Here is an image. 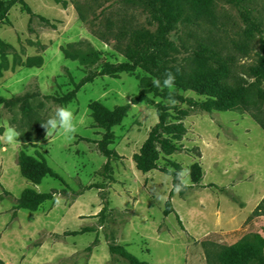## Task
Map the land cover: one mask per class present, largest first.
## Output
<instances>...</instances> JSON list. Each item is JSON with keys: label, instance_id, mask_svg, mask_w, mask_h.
<instances>
[{"label": "rangeland", "instance_id": "rangeland-1", "mask_svg": "<svg viewBox=\"0 0 264 264\" xmlns=\"http://www.w3.org/2000/svg\"><path fill=\"white\" fill-rule=\"evenodd\" d=\"M61 2L65 8L54 0H24L30 14L14 6L0 24V97L6 100L0 107L3 264H128L111 256L110 246L146 264H222L225 249L256 235L264 240V102L256 99L264 81L249 76L264 57V0L239 6L215 0L213 20L178 25L169 35L176 50L171 66L190 75L195 54L207 47L228 63L225 85L241 81L252 102L246 110L206 114L150 95L167 108L172 124L183 127L181 135L162 138L179 151L168 155L156 146L159 170L174 177L161 171L143 175L133 163L158 124L153 106H133L112 130L110 160L99 150L105 133L90 117L91 104L113 111L141 91L147 77L141 70L116 78L96 75L105 64L127 63L133 34L155 32L142 0ZM251 25L259 33L250 38ZM79 56H94L95 64L71 60ZM87 78L93 81L70 104H60ZM21 153L42 155L66 185L49 178L40 186L25 181L18 168ZM194 167L202 173L198 186ZM27 189L54 199L36 213L17 210ZM168 201L173 212L166 216Z\"/></svg>", "mask_w": 264, "mask_h": 264}, {"label": "trees", "instance_id": "trees-1", "mask_svg": "<svg viewBox=\"0 0 264 264\" xmlns=\"http://www.w3.org/2000/svg\"><path fill=\"white\" fill-rule=\"evenodd\" d=\"M245 1L247 0H231L237 6ZM142 2L151 23L156 26L155 32L153 34L149 32L133 34L130 37L131 45L127 47L125 52L127 63L118 66L105 64L101 72L96 75L100 78H116L123 74H133L137 70H141L147 76L140 82L141 91L137 97L132 99L131 104L116 108L113 111L98 103L91 104L89 107L90 117L96 128L105 133L99 144V150L107 160H110L115 156L113 152L108 150V147L113 143L112 130L123 123L133 106L142 103L153 106L156 109L158 124L139 153L134 155L133 163L136 170L143 175L153 171H161L174 177L172 172H167L164 169L159 170L157 166L159 156L156 146H159L162 152L168 155L179 151V148L170 141L162 140V138L164 135H181L183 127L181 124H172L170 122L172 116L167 108L162 103H155L149 99L150 95L155 99H161L162 102L186 103L191 109L206 114L246 110L251 107L252 102L241 81H237L232 86L225 85L226 81L231 78L228 63L220 57L219 53L207 47H200L195 54L190 75L182 74L179 68L171 66V56L176 50L168 38L169 35L178 25L213 20L215 0H142ZM54 3L57 6L62 5L63 8L66 6L65 2H61V0H54ZM14 6H20L24 12L30 14L24 0H0V24L6 20L10 9ZM253 32L259 33L258 28L251 25V31L248 33L250 38ZM0 46L4 50L5 45L0 43ZM93 57L79 56L71 58V60L73 62L78 61L81 66H86L95 64L94 61H91ZM249 76L264 81V57L259 60L256 67L249 70ZM92 81L93 78H87L74 85V90L63 97L60 104L65 106L70 104L79 91ZM180 92H193L200 98L198 101L185 99L179 95ZM256 99L264 102V90H258ZM5 103L6 100L0 97V107ZM260 125L264 130V123ZM18 168L21 177L33 186H40L42 181L47 178L58 181L63 186L66 185L64 180L49 168L40 154L30 157L21 153L18 157ZM105 169L107 170L108 166ZM192 181L196 186L201 183L202 173L199 167L193 168ZM99 189L103 190L104 188ZM53 199V194H38L34 190L27 189L20 196L17 210L36 213L41 205L52 202ZM172 212L171 202L168 201L165 215L169 216ZM108 250L111 256L118 257L128 264H146L139 262L123 248L110 246ZM263 251L264 240L261 236L256 235L252 242L244 241L225 249L220 255V262L222 264H251L258 261L259 264H264ZM0 264H3L1 260Z\"/></svg>", "mask_w": 264, "mask_h": 264}]
</instances>
